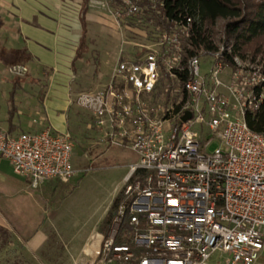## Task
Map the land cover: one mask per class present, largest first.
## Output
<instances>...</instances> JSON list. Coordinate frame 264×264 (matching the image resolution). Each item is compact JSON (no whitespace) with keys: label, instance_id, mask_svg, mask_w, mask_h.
Returning <instances> with one entry per match:
<instances>
[{"label":"built area","instance_id":"built-area-1","mask_svg":"<svg viewBox=\"0 0 264 264\" xmlns=\"http://www.w3.org/2000/svg\"><path fill=\"white\" fill-rule=\"evenodd\" d=\"M139 2L121 0L112 9L117 26L142 11ZM170 25L152 24L154 39L139 44L140 55L119 57L100 91L77 97L104 130L105 144L135 155L92 264H212L214 253L222 264H252L264 244V137L243 117L262 99V64L237 67L223 81L228 48L214 50L202 74L199 56H190L175 99L152 103L161 71L177 81L173 69H182L187 27ZM185 112L190 116L182 121ZM72 148L68 133L47 127L15 135L0 130V158L33 184L70 178Z\"/></svg>","mask_w":264,"mask_h":264},{"label":"crops","instance_id":"crops-1","mask_svg":"<svg viewBox=\"0 0 264 264\" xmlns=\"http://www.w3.org/2000/svg\"><path fill=\"white\" fill-rule=\"evenodd\" d=\"M80 1L0 0L5 6L0 8V33L6 32L7 27L2 24L6 19L15 25L14 43L6 42L10 47H0V65L6 69L14 64L25 68L24 75L17 79L11 73V78L1 80L0 130L15 135L47 127L63 133L74 120L67 107L65 83L49 77H29L28 67L62 72L74 60H82L85 50L97 55L95 81L103 83V88L119 57L141 54L139 44L132 53L126 52L124 26H117L110 17L88 6L82 30L78 17ZM71 156L75 173V163L83 159ZM126 173L127 168L106 204L89 209L84 203H70L73 186L69 185V178L33 184L29 176L14 173L9 161L0 158V227L19 244V264H92L101 236L98 225ZM63 189L66 192L60 195ZM210 261L222 264L218 255L211 256ZM252 264H264V244Z\"/></svg>","mask_w":264,"mask_h":264},{"label":"rangeland","instance_id":"rangeland-1","mask_svg":"<svg viewBox=\"0 0 264 264\" xmlns=\"http://www.w3.org/2000/svg\"><path fill=\"white\" fill-rule=\"evenodd\" d=\"M233 1L237 2V0ZM3 4V2L0 3V8L5 7ZM114 4V0H93L88 3V9H94L98 13L108 16L114 21L111 15V11L115 7ZM140 6L142 11L138 15L126 18L121 24L126 30L124 33L126 34V41L128 42L126 45L127 53L131 50H136V48L138 49L137 44L149 45L154 39L151 37L152 24L149 21L147 13H145V7L141 4ZM6 21L7 22L2 23L7 28L5 29V33H0V47L7 48L8 46L10 47V45H6V42H10L11 44L14 41L12 37L15 35V25H13L10 18L9 20L6 19ZM224 23L225 19L217 18L212 24H208L207 28L211 34L216 48L215 50L222 47L224 49L228 48L230 52L232 40L231 38L226 40L223 31ZM4 25L2 26L5 27ZM160 26L164 30H170L171 27L168 23L160 24ZM183 36H180V44ZM79 49L81 51V48ZM212 52L206 54L202 52L198 55L200 74L204 73L210 65L212 61L210 55ZM263 55L264 36L241 45L240 55L236 54L232 56L233 65L225 61L223 55L224 66L221 73L222 80L228 81L230 74L235 71L237 67L243 68L248 65L260 66L262 64ZM115 64L116 62L114 65ZM97 65V55L95 53L88 54L84 50L82 60H74L71 62L69 68L62 72H49L48 70H42L40 68L28 67L29 77H49L60 79L62 83H65L67 107L74 116L73 122H71V124L68 123L65 132L69 134L73 142L71 155L74 154L83 159L80 163H75L74 168L78 170L69 178V185L73 186L72 195L69 199L70 203H84L89 209H93L100 204H106L107 198L111 195L113 188L121 184L120 177L127 168V164L132 162L135 158V155L127 149L106 145L104 130L95 123L94 117L89 110L78 105L77 97L80 94L96 92L102 89L103 83L95 81ZM12 76L13 75L7 71L6 67L0 65V88L2 87L1 80L11 78ZM177 86L178 82L162 70L159 75L156 90L152 93L150 101L162 105L169 103L171 99H175L176 93L173 89ZM165 88H167V90H165ZM164 91L168 93V100L165 104L163 103L165 100ZM194 128L196 129L198 126ZM216 145V142L213 141L206 150L209 151ZM85 161L88 162L84 164ZM65 192V189L61 190L60 195ZM99 234L101 233L99 232ZM19 249V244L12 239L11 234L7 231L6 237L4 239L0 238V264L21 263L22 258L20 257ZM216 255L217 254L214 253L212 256L215 257Z\"/></svg>","mask_w":264,"mask_h":264},{"label":"trees","instance_id":"trees-1","mask_svg":"<svg viewBox=\"0 0 264 264\" xmlns=\"http://www.w3.org/2000/svg\"><path fill=\"white\" fill-rule=\"evenodd\" d=\"M121 0H114L117 6ZM161 2L160 6L149 0H140L144 5L151 24L183 23L187 27L186 34L181 39L179 67L173 69V73L180 84L186 78L185 63L193 55L210 53L214 51L215 45L207 28L215 19L223 18L225 23L223 31L226 40H232L231 50L224 53V59L233 65L232 56L239 54L241 45L264 36V0H156ZM88 6V0H81L78 17L82 30L84 29L83 14ZM188 21L186 22V19ZM262 72L264 74V55L262 58ZM15 79L19 78L14 76ZM12 88H16L13 83ZM164 89V88H163ZM263 95L259 105L252 111L244 113V121L248 128L260 133L264 137V82L262 83ZM156 88L154 89V91ZM153 91V93H154ZM164 104L168 100V93L164 91ZM88 166V165H87ZM123 187L112 197L106 213L98 225V231L104 237L108 231L110 221L115 213L118 204L121 202ZM124 226V222L123 225ZM7 231L0 227V238L4 239ZM124 239L117 238L115 242H124Z\"/></svg>","mask_w":264,"mask_h":264},{"label":"water","instance_id":"water-1","mask_svg":"<svg viewBox=\"0 0 264 264\" xmlns=\"http://www.w3.org/2000/svg\"><path fill=\"white\" fill-rule=\"evenodd\" d=\"M8 71L14 75H17V76H22L24 75L25 73V68L21 65H18V64H14V65H9L8 66ZM189 112H185L181 117H180V120H185L189 117Z\"/></svg>","mask_w":264,"mask_h":264}]
</instances>
